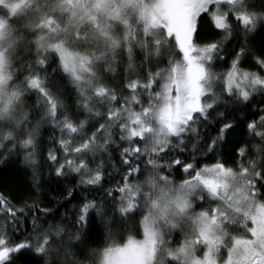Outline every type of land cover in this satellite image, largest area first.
Here are the masks:
<instances>
[{"label": "snow or ice", "instance_id": "1", "mask_svg": "<svg viewBox=\"0 0 264 264\" xmlns=\"http://www.w3.org/2000/svg\"><path fill=\"white\" fill-rule=\"evenodd\" d=\"M0 264H264V0H0Z\"/></svg>", "mask_w": 264, "mask_h": 264}, {"label": "trees", "instance_id": "2", "mask_svg": "<svg viewBox=\"0 0 264 264\" xmlns=\"http://www.w3.org/2000/svg\"><path fill=\"white\" fill-rule=\"evenodd\" d=\"M209 162H211V161H209Z\"/></svg>", "mask_w": 264, "mask_h": 264}]
</instances>
